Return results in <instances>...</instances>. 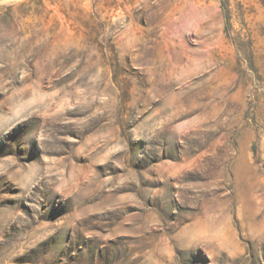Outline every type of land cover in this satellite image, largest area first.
<instances>
[{
	"label": "rangeland",
	"instance_id": "obj_1",
	"mask_svg": "<svg viewBox=\"0 0 264 264\" xmlns=\"http://www.w3.org/2000/svg\"><path fill=\"white\" fill-rule=\"evenodd\" d=\"M0 264H264V0H0Z\"/></svg>",
	"mask_w": 264,
	"mask_h": 264
}]
</instances>
